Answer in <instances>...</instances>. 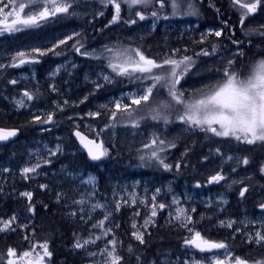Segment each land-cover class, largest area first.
Here are the masks:
<instances>
[{"label": "trees", "instance_id": "trees-1", "mask_svg": "<svg viewBox=\"0 0 264 264\" xmlns=\"http://www.w3.org/2000/svg\"><path fill=\"white\" fill-rule=\"evenodd\" d=\"M191 1L196 13L192 15L194 16L192 19L199 25V30L195 35L207 27H215L218 30H224L222 36L214 37L210 34L204 35L202 38L189 35L182 38L173 36L162 38L160 25H158L150 36L134 44L136 49L158 62L164 59L165 53L167 57L172 56V51L177 49L180 51L175 54L174 58L180 59L183 55L193 57V66L176 85L177 91L184 92V98H192L193 95L198 94L199 90H207L206 86L222 81L224 79L223 70L227 66L228 60H234L233 70L238 68L240 70L238 73L244 76L246 72L244 69L258 59L264 58V37L246 34L247 22L252 18L248 17L244 25L241 26L239 6H233L232 0ZM76 2L77 4L69 10V13H62L46 19L45 22L39 21L36 26L24 28L25 39L27 38L28 42H37L39 35L47 36L67 27L80 29V32L63 46L57 47L43 56L29 52V59H32L33 65L38 68L37 82L40 84L39 91L36 90L35 85L28 86V89H31L34 104L30 109L18 110L12 103V97L20 95L23 90L21 80L15 84L11 83L15 75L20 74L21 69L8 64L0 73V91L2 89L3 92V95L0 93V127L19 130L17 139L13 141L16 144L0 146V219L16 217L11 226L15 231L0 232V256L5 257L4 260H0V264H6V253L9 247L15 248L19 255L23 251L29 250L32 244L45 241L48 242L49 251L52 253L51 258H45L46 264H85L90 260L88 252L75 248L74 244L79 236L82 237L86 234L95 218L85 212L80 213L79 209L65 197L67 192H72L74 196H77L75 182L66 179L61 174L54 175L58 172V166L63 168L66 165L71 172L81 171L84 175L93 174L97 178L99 186L97 195L100 198L111 194L109 177L113 171L116 172V169L118 172L122 171L123 175H128L131 180L139 181L144 187L161 188L163 193L167 180L172 181L173 189L178 191L184 183L188 188L195 187L197 184L202 185L204 192L201 194L207 197H213L216 193L222 192L229 199L222 213L214 207L201 209L203 207L196 205V208L203 212V217L200 216V212H193L192 228L194 231H199L205 239L215 242L220 240L226 243L233 255L247 258L249 263L256 260L264 250V245L254 246L253 243L248 242L245 235L252 229L250 224L243 226L237 223L231 228L219 227L216 224L217 220L228 218L238 222L241 217H244L243 213L249 216L252 221L260 219L258 218L260 217L259 211L254 208L253 203L254 198L258 196L256 193L261 189L256 176L254 175L249 180L253 181L252 183L231 181L228 183L229 185H224L225 182L209 183V180L218 172L231 173L234 168H236L234 172L244 170L241 166L231 165L224 159V155L233 153L236 157L259 156L263 152H252L250 147L241 142L235 145L230 142L229 147H226L219 144L217 136L207 135L200 129L192 128L189 133L180 132L179 126H185V124L176 122L177 119H174L172 123L166 124L167 131L165 130L164 133H151L154 137L165 141L164 145H160L164 151L158 152V155L171 167L165 169L158 160L150 158L151 149L144 148L147 142L143 143L142 140H139V136H131V133L126 131L136 129L148 133L150 132L148 127L159 125L158 122L143 120L139 122L138 127L132 128L113 126L112 124V112L116 109L110 103L111 99L126 89H130L133 85H137L140 80L133 76H113L114 72L109 69L107 61L83 54H97L98 50H92L96 45L110 43L111 46H114L116 44V35L119 34V31L116 29L117 26L108 24L111 13L109 14L107 9L103 10L95 4H85L83 0ZM88 9H93L94 12L85 14L84 12ZM101 12L103 15H100ZM259 13L264 14V5L259 8ZM233 40L239 43L234 44ZM213 45L217 49L215 54L208 55L206 59L202 54L197 55L205 50L211 53ZM76 48H79L80 51H76ZM233 52L235 53L232 54ZM240 52L243 55H240ZM68 57L72 61L75 60L74 63L79 66L71 74L63 72L61 76L54 79L55 88L61 92L56 96L48 91L51 83L44 79L49 69ZM212 59L217 62L208 66L207 63ZM88 64L91 67L110 72L113 81L96 87L87 82L83 83L80 78L84 73L82 69ZM210 78H213V81H209ZM157 90L153 89L149 101H153V95ZM61 99H67L68 104L63 102L64 105L58 107L55 104L56 100L61 102ZM170 99L169 97L171 102ZM125 103L130 106L129 110L132 113L135 108L141 107L128 101ZM95 104L101 106L97 108ZM171 104L174 105L172 102ZM37 108L47 110L52 114V122L43 123L47 118L42 114L35 113ZM88 111L99 113L98 116L84 118L90 126L95 125L102 129L106 125H112L107 128L114 130L111 131L109 137H104L108 151L107 155L98 163L91 162L85 153L77 150L79 148L72 136L73 130L78 129L87 136L90 135L82 126H73V118H67L75 113L85 114ZM119 113L116 111V117ZM37 116L41 118L39 121L36 120ZM174 122L176 125H172ZM47 127H51V130H42ZM48 134L65 136V139L58 141L63 144L64 148L61 153L47 159L49 164L45 162L38 168V171L42 173L41 176L34 178L28 174L29 178L25 179L22 175V167L27 160V152L22 143L33 142ZM183 138L188 143L185 145V151L180 153L179 143ZM171 143H175V147H170ZM142 155L145 157L144 160L140 159ZM257 164L256 160H250V165ZM246 171L253 172L247 167ZM226 177L225 180L231 176ZM232 178L236 179L237 177L233 176ZM40 185H47V187L41 190ZM245 187L248 191L241 197L240 191ZM23 191L32 192L31 201L20 196ZM158 199L160 200L162 197H158ZM29 204L34 206V211H29ZM135 209L137 208L130 209L123 206L120 213L113 214V230L118 236L116 248L118 254L123 257L122 264H183L182 260L188 253L185 239L189 238L192 233L187 228L181 227L179 223L170 222L167 217L168 209L165 208L158 210L154 223L150 224L144 232L145 242L141 244L132 238L129 227V215L136 211ZM257 214L258 217H256ZM261 215L263 214L261 213ZM240 228L242 230L237 231ZM129 246L132 248L131 252H129ZM37 251L41 250L37 248Z\"/></svg>", "mask_w": 264, "mask_h": 264}, {"label": "rangeland", "instance_id": "rangeland-1", "mask_svg": "<svg viewBox=\"0 0 264 264\" xmlns=\"http://www.w3.org/2000/svg\"><path fill=\"white\" fill-rule=\"evenodd\" d=\"M7 1V0H5ZM77 0H74L73 2V7L74 5L77 4ZM83 3L85 4H95L102 8L103 10H108V13L110 14L108 24L112 20V16L114 15V7L112 5L105 6L104 3L101 2V0H83ZM181 3L183 5V14H178L176 16L171 15V8L166 5L164 10L159 11V16L158 17H152L151 16V11L152 10H159V4L158 3H153L152 7H149L147 9H142V8H134L131 11H129L128 7L124 4L121 5V19L116 22L112 23L109 25H115L117 26V30L119 31V34L116 35V44L114 46H111L110 43L108 44H102V45H96L92 50H98L96 51L97 54H90L92 58H96V56H99L102 60L107 61L109 65V55L108 53H104V55H100L104 51V48L107 47H112V48H127V49H136V46L134 45L136 42L140 41L141 39L150 36L154 30L157 28L158 25H160V33H162V38L173 36L174 38H182L186 35H189L191 37L197 36L198 38H202L204 35H210L214 33L215 31H218L217 28L215 27H207L203 29L202 31L197 32V35H195L196 31L199 30V25L197 21H194L192 18V14H188L189 11H194V6L192 4L191 0H181ZM192 5V9H188L187 5L188 4ZM264 4H262L263 6ZM71 8V9H72ZM136 11H143V14L146 16L145 20H139V18L135 15ZM94 12L93 9H88L84 13L85 14H92ZM62 13H59L57 15H60ZM105 14V13H104ZM259 9L255 14H251L248 17H251L252 19L247 22V28H255L259 27L260 25H264V14L261 13L259 15ZM56 15V16H57ZM257 15H259L257 17ZM168 16V19H165L164 17ZM51 18V17H49ZM47 18V19H49ZM11 17L9 18V22L11 21ZM135 19L137 22L135 24L132 23H126V21H130ZM46 20H42L40 22H45ZM20 28H25L26 26L20 25ZM247 29V30H248ZM63 31L66 35L64 38H61L59 34L57 33L52 37V35H47V36H40L37 42H32V41H27V38L24 39V44H22L19 48L15 47V49L12 50H7L1 53L0 51V69L4 70L6 66L9 64H19V58L16 60H13V57L16 56L18 52H33V49H40L42 52H49V50H54L57 47L63 46V44H60L61 40H65L66 42L69 40L68 37H74L80 32V29H77L75 27H67ZM214 37L215 35L212 34ZM167 39V38H166ZM174 53V51H172ZM233 52L232 54H234ZM35 55L37 53H34ZM39 55V54H38ZM28 57V58H27ZM164 58L167 57L166 53L163 55ZM29 62L19 65L16 68L19 67L21 69V72L19 75H15L14 80L16 82L22 81V93L19 95L17 94L16 96L12 97V103H14L15 108L20 110V109H30L34 104L31 100H28L27 97H24V92H28L29 94L32 95L31 89H28V86H33L35 85L36 90H40V84L37 82V69L32 62V59H29V55L25 57ZM208 58L205 56V59ZM264 59L260 58L257 61ZM218 60V59H217ZM75 61V60H74ZM74 61L71 60V58L68 57V59L62 61L61 63H58L57 65L53 66L51 69L48 70L45 79L44 80H49L51 83L50 86L48 87V91L51 92L54 95L61 94L60 91H58L55 88V84L53 83L54 79L58 76H61L63 72H71L73 70H76L78 68V64L74 63ZM257 61H255L253 64H255ZM214 59L210 60L207 65L212 66L213 63H215ZM252 63L249 65L248 68L244 69L246 72L244 75H247L248 72L251 69V66L253 65ZM109 67V66H108ZM168 67H166L167 69ZM110 70H112L109 67ZM1 70V71H2ZM157 72L161 70H155ZM235 71L239 72L240 70L237 68ZM82 74L81 81L93 84V86H99L101 84L105 83H111L113 81L112 75L110 72L106 71L105 69H97L96 67H91L89 64L82 69ZM244 72V71H243ZM115 73V72H114ZM114 75H117L116 73ZM143 74L140 73H133L132 75H123L122 77L125 76H133V78H137L142 76ZM108 76L109 80H105L104 77ZM121 76V75H117ZM67 79V78H66ZM213 78H210L209 81H213ZM140 81L138 82L137 85H133L130 89H126L125 91L119 93L115 97H113L110 101V103L113 105V108L116 109V102H119L121 105H126V101L130 102L132 104V99L133 98H138L140 95L144 94L145 90L152 85L151 80H143L139 79ZM67 81V80H65ZM209 84L211 82H208ZM211 85V84H210ZM157 92L153 95V101H148L151 103H148L144 105L145 103H142L141 105H136V106H141L139 108H135L133 110V115L131 118H129L126 113L120 112L119 115H117L116 120L112 121L113 126L115 125H120V126H126V128H132V120H136L139 122L143 120H151L158 122L159 125H151L149 128L150 132H140L136 129H128V133H131V136H139V140H142L143 143L147 142L150 143L152 138L154 136L152 135L154 133L159 134L160 132H163L166 130L167 131V126L163 121V116H168V119L172 123L174 119H177L179 115L183 114V106L182 105H176L174 101L171 102L174 104L172 105L171 108L169 109H159L160 111V116L161 118L158 120H153L151 117L153 115H156V112L153 111V109H157L161 102H167L170 103L169 101V95H168V89L167 87H162L158 85L156 87ZM163 90V92H162ZM36 91V92H38ZM64 92V91H63ZM1 95H3L2 89L0 91ZM33 96V95H32ZM192 96V95H191ZM3 97V96H2ZM171 98V97H170ZM198 98V95H193L192 98H184L186 101L191 102L192 100ZM23 99L24 100V106L20 107L19 105L16 104L17 100ZM56 103L58 107L63 106L64 104H68L67 99H61V102ZM64 102V104H63ZM62 103V104H60ZM134 105V104H133ZM101 105L95 104V107L99 108ZM35 113L42 114L43 117L47 118L48 115L50 114L47 110H42L40 108H37ZM49 113V114H48ZM91 111H88L85 114H80V113H75L74 115H70L67 117L68 119L73 118L72 124L73 126L80 127L82 126L83 129H85L88 133V135L91 136V138L96 139V140H101L104 144V147L106 148V144L104 142V137H109L111 131H114L113 129H108L106 127H103V131L96 127L95 125L90 126L89 123L84 119L86 117H92L93 115H89ZM141 117H144V119H141ZM175 117V118H174ZM52 122V120H51ZM154 122V123H155ZM176 122H182L177 119ZM176 122H174L172 125H176ZM184 123V122H183ZM185 124V123H184ZM215 127H218L214 125ZM207 127V126H205ZM192 128L195 129H200L195 126H189L185 124V126H179V131L183 133H189L192 131ZM42 130H51V127H47ZM201 130V129H200ZM99 133V135H97ZM152 133V134H151ZM207 135L211 134L212 136L214 135L211 132L204 131ZM89 136V137H90ZM65 136H57L55 134H48L47 136H43L33 142H23L25 150H26V155H27V160L25 161L24 166L22 167H31L36 165L37 163L40 164V166L43 163H48L47 159L48 158H53L56 156L58 153H61L62 149L64 148L63 144L58 142L59 140L65 139ZM165 139V137H164ZM231 139V140H228ZM219 144H223L226 147H229V143L233 142L234 145L238 144L239 141H236L234 138L231 137H218ZM16 144V143H13ZM188 143L186 139H181L180 140V153L185 151V145ZM10 144V143H9ZM8 145V144H7ZM252 149V152L264 154V144L261 143H256L254 145H248ZM142 148V147H141ZM59 149V150H57ZM78 151L81 152L80 149H77ZM160 157V156H159ZM229 157H232V159H229ZM227 162H229L233 166H244L245 164L242 163V159H239L236 157L233 153H228V155L224 158ZM33 160V161H32ZM32 164H31V163ZM49 164V163H48ZM160 164V163H159ZM113 168V166H112ZM236 170V168H234ZM114 170V168H113ZM234 172V171H231ZM32 177H39L42 174L41 172L36 170L35 173H29ZM61 174L63 175L66 179L71 180L77 184V189L75 191V194L77 196L73 195L71 192H67L65 194V197L68 198V201L72 203L73 206H75L77 209H79V212L87 213L88 215H93L94 216V223L89 227L87 230L86 234L84 236H79L77 240H79L81 243H83L84 240H95L97 236H100L101 238L99 240H96V242L89 243L86 245L84 248H80L82 250H85L88 252L89 256V261L85 264H101V262L104 260V257L100 255V250L107 245L109 249L113 247L109 241L115 240L117 243L118 236L116 235L115 231L113 230L114 228V221H113V214L114 213H120L122 211L123 206H127L128 208H137L135 209L136 211L132 212V214L129 215V220H130V229H131V235L135 229L131 227L133 222H136L137 227L140 228V231L145 232L148 229V224L146 227H141V225L144 224V220L148 219L151 217V212L153 210V206H156V212L158 214V210H163L167 208V217L170 222L172 223H181L180 221L175 219V216L177 215V209L182 208L185 210V214L188 217H191L192 221V213L193 212H200V216L203 217V212L199 211V209L196 208V205H199L203 208L201 209H206L210 207L217 208L221 212L224 210L225 206L228 204L229 199L228 196L222 192L216 193V195L212 196H204L195 189L196 187H191L188 188L187 185L184 183L181 185L182 188L180 191L177 189H173L170 180L166 181V185L164 187V193L162 192L161 188L158 187H144L142 184H140L139 181H133L130 179L128 175H123L122 171L118 172L116 169V172L113 171L112 175L109 177L110 181V186H111V194L110 195H104V197L100 198L99 195H97V192L99 190L97 178L93 174H87L84 175L81 171H78L76 173L71 172L68 168V165L64 166L63 168H60L58 166V172L54 173V175ZM227 175L226 178H229ZM92 181V182H89ZM231 179L228 180H222L220 182H225L224 185H229L228 183L231 182ZM43 190L44 188H41ZM157 189H159V192H157ZM24 192V191H23ZM21 194V193H20ZM21 196V195H20ZM133 196L135 197V203L132 202ZM155 196L156 199L153 200L152 197ZM24 197V196H23ZM158 197H162V199H158ZM26 198V197H25ZM83 199L85 202L84 204H77L74 203V201H78ZM127 201V203H125ZM176 201V202H174ZM101 204L103 207L101 208H96L93 210L92 205L94 204ZM120 204L119 210L116 209V205ZM159 204H164L165 207L163 209H160L158 207ZM135 206V207H134ZM194 209V211H193ZM261 209V207H260ZM262 212H264V209H261ZM139 213V215H135V213ZM109 219L105 220V229H111L107 233V235H103V232L105 229L101 228H94L93 225L96 224L98 221L103 220L104 216L106 214H109ZM240 221H236L235 219H219L217 220V226L219 227H227V224L229 222H233V225L235 224H242L243 226L249 225L252 227L250 233L248 232L245 236L248 239V235H252L254 237L255 232L257 230L263 231L264 229L261 228V223L264 222V218L260 217L259 220H250L249 216L245 215ZM157 216V215H156ZM155 217H151V220L154 222ZM219 216V215H217ZM13 217V216H12ZM11 219H0V221H9ZM258 219V218H257ZM224 222L223 225L221 222ZM251 221L252 223H248ZM14 224V221L12 222L11 226ZM192 222L188 224V228H192ZM232 225V226H233ZM3 225L0 224V227ZM256 227V228H254ZM187 228V229H188ZM242 228L239 229L241 231ZM192 235V234H191ZM132 238L134 240L135 237L132 235ZM137 241V240H136ZM139 242V241H138ZM222 242V241H218ZM254 246H257V244L253 243ZM187 246V251L188 253L185 255L184 259L182 260L183 264H212L213 258L214 257H219L220 259L224 258V253L225 249H213L211 251H205L201 252L198 249L190 246ZM116 248V244H115ZM117 249V248H116ZM227 251H230L227 249ZM95 252L97 253L96 256H91L89 253ZM231 252V251H230ZM264 259V250L261 252V255L256 258V260H261ZM255 261V260H254ZM18 264H25L24 261H18ZM249 264H252L250 262Z\"/></svg>", "mask_w": 264, "mask_h": 264}, {"label": "snow or ice", "instance_id": "snow-or-ice-1", "mask_svg": "<svg viewBox=\"0 0 264 264\" xmlns=\"http://www.w3.org/2000/svg\"><path fill=\"white\" fill-rule=\"evenodd\" d=\"M74 0H7V3H4V0H0V4H3L0 7V34L3 32H13L20 31V25L23 26H36L39 21L46 20L49 17H54L59 13H69V10L73 7ZM105 6L112 5L114 7V15L109 24L116 23L121 19V5L124 4L128 7L129 11L134 8L147 9L152 7L153 3L159 4V10H152L151 16L158 17L159 11L164 10L166 5L171 8V15L176 16L178 14H183V5L181 0H101ZM233 6H239L238 10L240 11V24L244 25L245 20L249 15L255 14L257 10L264 4V0H232ZM214 6V5H213ZM5 8H10L8 12H5ZM188 9H192V5L189 3L187 5ZM219 11V9H217ZM73 15L75 13H72ZM188 14H196L194 11H189ZM100 15H103L101 12ZM135 15L139 20H145L146 16L143 14V11H136ZM9 17L11 21L9 22ZM168 19V16L164 17ZM137 21L135 19L126 21V23L135 24ZM227 24V22H225ZM223 29L215 31L214 34L217 37L222 36ZM247 35H259L264 37V25L259 27L249 28L247 30ZM68 39H72L71 36ZM66 43L65 40H61L60 44ZM232 43H239L236 40H233ZM216 46L213 45L212 52L203 51L197 55L208 56L215 54ZM33 53H37L40 56L45 55V52H42L40 49L36 48L32 50ZM49 51H52L51 49ZM76 51H80L79 48H76ZM179 49L174 50L172 56L164 58L162 61L158 62L156 59L149 58L139 49H127V48H112L105 47L104 53L110 54L109 67L117 75H132L133 73L143 74L138 79L151 80L153 83L148 87L144 94L140 95L138 98L132 99V104L141 105L142 103H147L152 97L153 89L158 85L162 87H167L168 95L171 97V100L175 102L176 105L183 106V114L177 117L178 120L184 122L189 126H195L200 128L202 131H207L213 133L217 137H231L236 141L241 143H246L248 145H254L256 143L264 144V59L257 61L251 66L250 71L247 75L241 76L240 73L233 70L232 65L235 61L230 59L227 61V66L223 70L224 79L218 81L213 85L206 86L207 90L201 89L198 92V98L192 100L191 102L184 99V92L177 91L176 85L180 83V79L190 70L193 66V57L188 55H183L180 59H176L175 54L179 53ZM84 55H90L89 53H83ZM243 55L242 52L239 53ZM30 55L25 52H18L13 60L19 58V64H13V67L23 65L29 62L25 57ZM99 58V56H96ZM165 66H168L166 69ZM2 67V66H0ZM155 70H161L159 72ZM105 80H109L108 76L104 77ZM11 83L15 84L16 81L12 80ZM24 97H27L28 100L33 99L32 95L27 91L24 92ZM16 104L20 107L24 106V100L20 99L16 101ZM106 107V106H102ZM172 107V104L167 102H161L157 109H153L156 112V115H153L151 118L153 120H158L161 118L159 109H169ZM129 105H121L119 102H116V111L126 113L129 118L132 117L133 113L129 110ZM116 111L112 112V119H116ZM89 115L98 116L99 113H89ZM163 121L165 124L170 123L168 116H163ZM39 116L36 117V120H40ZM144 119V117H141ZM52 114H49L47 119L43 123L51 122ZM214 125L218 126L215 127ZM112 125H106L105 127H111ZM139 123L136 120H132V127H138ZM207 126V127H205ZM103 131V129H101ZM17 134L16 129L7 130L0 128V141L7 140L10 137H14ZM75 135L80 139L81 144L88 150V155L92 160H99L101 157L107 155V149L104 147L103 142H97L94 139H88L86 136L82 135L81 132L77 131ZM99 135V133H97ZM165 141L160 140L159 137H154L151 140V143L144 145V148L151 149L150 158H154L159 161L165 169H169L171 166L164 162V159H161L158 155V152L164 151L163 147ZM170 147H175V143H171ZM59 150V149H57ZM219 152V149H217ZM144 156L140 157L141 160H144ZM232 159V157H229ZM242 163L247 165L249 159L244 157ZM40 167V164L37 163L31 167H25L22 169V175L25 179H28L29 173H35L36 170ZM179 167V165H177ZM235 171V169H233ZM260 172L264 174V165H261ZM225 177L217 173L216 175L211 176L209 183H219L224 180ZM92 182V181H89ZM242 183V182H241ZM41 188H46L47 185H40ZM248 191L247 187L243 188L240 191V196L243 197ZM159 192V189H157ZM28 199L32 200V192H22L20 194ZM59 199V197H58ZM153 200L156 199L155 196L152 197ZM84 200L74 201L77 204H84ZM133 203H135V197L133 196ZM176 202V201H174ZM127 203V201H125ZM103 205L97 203L92 205L93 210L96 208H101ZM158 207L163 209L164 204H159ZM261 209H264V203L260 205ZM120 204L116 205V209L119 210ZM29 211H34V206L29 204ZM177 215L175 219L180 221V226L188 228L190 224L191 217L186 216L185 210L178 208ZM194 211V209H193ZM75 215V213H72ZM109 214L104 216L103 220L98 221L93 225L94 228L105 229V220L109 219ZM139 215V213H135ZM157 215L156 206H153L151 212V217ZM151 217L144 220V224L141 227H146L150 223H154L151 220ZM16 220V217L13 216L9 221H0V224L3 226L0 227V232L15 229L11 228V224ZM223 221L221 224L223 225ZM248 223H252L249 221ZM233 222H229L227 227L231 228ZM26 227V226H25ZM118 227V225H117ZM131 227L135 229L132 235L137 241L143 244L144 241V232L140 231V228L137 227L136 222H133ZM261 228L264 229V222L261 223ZM111 229H105L103 235ZM188 231L192 233L189 238L185 239V244L190 245L201 252L211 251L212 249H225L224 258L220 259L219 257H214L212 264H249L247 258H243L239 255H233L232 252L227 251L228 245L224 242H215L210 241L202 237L199 231H194L193 228H188ZM239 231V229H237ZM101 237L97 236L95 240H84L81 243L79 240L76 241L74 247L77 249L84 248L89 243H95L96 240H99ZM25 239H28L25 237ZM248 242L255 243L257 245H264V231L257 230L254 237L248 235ZM113 245L111 249L105 245L103 249L100 250V255L104 257V260L101 264H122L123 257L118 254L117 249L115 248L116 241H109ZM39 248L41 251H37ZM132 251L131 246H129V252ZM91 256H96L97 253H89ZM52 253L49 251L48 242L45 241L39 244H32L29 250L23 251L21 254H17L15 248L9 247L6 253V264H18V261H24L25 264H46L45 258H51ZM5 257L0 256V260H4ZM139 260V257H137ZM199 264V262H197ZM252 264H264V259L252 261Z\"/></svg>", "mask_w": 264, "mask_h": 264}, {"label": "flooded vegetation", "instance_id": "flooded-vegetation-1", "mask_svg": "<svg viewBox=\"0 0 264 264\" xmlns=\"http://www.w3.org/2000/svg\"><path fill=\"white\" fill-rule=\"evenodd\" d=\"M4 3H7V1L4 0ZM2 6H3V4H0V7H2ZM9 10H10V8H5V12H8ZM63 31H65V30L64 29L57 30V31L51 33L50 35H52V37H53L54 35H56L58 33L61 38H64L66 34ZM24 32H25V29L21 28L20 31H13V32L5 31V32H3V34H0V51H1V53H3L4 51H7V50L15 49V47L19 48L22 44H24V39H25V33ZM2 69H0V73H1ZM245 145L247 146L246 143H245ZM224 157H226V155H224ZM237 157L239 159H243L244 157H247L249 159V163L247 165L243 166V168H244L243 171L231 172V173H228L225 171V172H218V173L222 174L224 177L227 175H230L231 177L229 179H231L232 182L236 181L239 183H241L243 181H248L249 183H252L253 181H249V180L255 175L257 178L258 184H259L258 186L261 189L256 193V195H258V196L256 198H254V200H253L254 208L259 211L260 217H264V212H262L260 209V205L262 203H264V174H262L260 172L261 165H264V154H261L259 156L246 155L244 157L243 156H241V157L237 156ZM252 159L256 160L258 162V164L257 165H250V160H252ZM246 167H247V169H251L253 172L246 171ZM233 176H236L237 178L236 179L232 178ZM195 187H196L195 189L200 191V193L204 192V187L202 185L197 184ZM206 190H208V189H206ZM261 213L263 215H261ZM256 217H258V214L256 215ZM260 217H258V218H260Z\"/></svg>", "mask_w": 264, "mask_h": 264}, {"label": "water", "instance_id": "water-1", "mask_svg": "<svg viewBox=\"0 0 264 264\" xmlns=\"http://www.w3.org/2000/svg\"><path fill=\"white\" fill-rule=\"evenodd\" d=\"M0 128H3V127H0ZM4 129H7V130L16 129V130H17V134H16V136H14V137H10V138L7 139V140L0 141V146H2V145H7V144H9V143L15 141V140L17 139L18 135H19V130H18L17 128H4ZM77 131L81 132L82 135L86 136L88 139H93V138L87 136L85 133H83L82 131H80V130H78V129L73 130V132H72V136H73V138L75 139V142H76L78 148L81 150V152L85 153L86 156H87V158H88L91 162L98 163V162L102 161V159H103L104 156L101 157V159H99V160H92V159L89 157V155H88V150L83 146V144H81L80 139L75 135V133H76ZM94 140H96V139H94ZM96 141H97L98 143L101 142V140H96ZM212 250H213V249H212Z\"/></svg>", "mask_w": 264, "mask_h": 264}]
</instances>
